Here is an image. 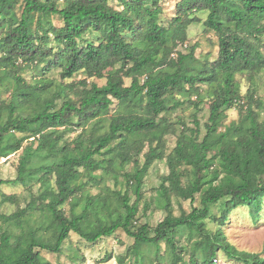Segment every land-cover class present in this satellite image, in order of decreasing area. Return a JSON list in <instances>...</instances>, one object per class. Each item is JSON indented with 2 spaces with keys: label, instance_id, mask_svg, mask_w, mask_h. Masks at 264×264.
<instances>
[{
  "label": "trees",
  "instance_id": "trees-1",
  "mask_svg": "<svg viewBox=\"0 0 264 264\" xmlns=\"http://www.w3.org/2000/svg\"><path fill=\"white\" fill-rule=\"evenodd\" d=\"M159 1L116 0L113 6L110 0H0V76L7 74L13 80L7 116L0 122V159L28 141L16 178L0 179V185L27 186L38 172L42 175L41 189L24 207L10 214L0 212V264H51L40 252L60 253L71 231L95 242L118 229L133 238L128 262L119 258L118 264H145L143 245L154 247L149 263L159 264L164 257L161 242L172 264H213L218 251L242 264H264L259 253L238 250L222 229L211 231L204 223L212 218L221 225L237 207H247L253 219L262 210L264 122L257 119L256 109L263 102L252 90L243 97L235 74H247L253 84L254 76L264 71V52L258 45L264 35V0H180L167 25L160 20ZM196 12L206 13L202 24L217 35L218 56L212 62L198 61L195 45L187 52L178 48L187 39L189 23L200 20ZM52 16L62 24L54 25ZM189 60L199 62V68L194 70ZM38 62L44 63L42 74L58 69L62 80L78 73L84 78L57 83L48 96L51 81L26 84L15 74ZM115 66L114 72L104 76V70ZM103 77L106 80L100 86L87 81ZM125 78H130L129 85ZM77 85L82 88L76 89ZM200 85L211 91L205 135L201 140L196 133L177 138L166 157L168 173L159 188L166 215L154 227L136 224L143 178L152 163L162 158L159 145L168 126L160 115L182 105L178 99L174 105L169 103L175 96L201 97ZM32 96L39 107L30 108ZM114 103L122 111L108 116ZM236 106L244 110L247 129L242 131L231 122L228 127L234 128L235 136L223 131L207 141L225 120L226 111ZM25 107L31 111L28 115L21 114ZM91 120H107L106 131L87 141L80 132L72 148L58 144L55 128L85 127ZM15 133L22 136L17 138ZM137 134L141 136L130 140ZM145 139L148 146L141 162ZM43 149L60 154V160L32 171L27 167L29 159ZM115 161L118 172L112 165ZM130 162L128 170L124 165ZM97 171L115 181L121 176L127 186L134 184V201L126 190H114L113 196L81 195L85 183L98 179ZM83 172L89 180L81 182ZM196 195L198 206H191L187 213H172V196L195 201ZM0 196L12 203L16 197ZM67 201L72 204L68 214L60 208ZM215 206L218 214L211 210ZM36 212L38 221L32 218ZM90 214L94 224L87 228ZM180 237L189 246L193 241L191 247L180 244Z\"/></svg>",
  "mask_w": 264,
  "mask_h": 264
},
{
  "label": "rangeland",
  "instance_id": "rangeland-1",
  "mask_svg": "<svg viewBox=\"0 0 264 264\" xmlns=\"http://www.w3.org/2000/svg\"><path fill=\"white\" fill-rule=\"evenodd\" d=\"M180 0H161L159 1V6L161 8L160 20L163 24L167 25L172 17L176 15L177 8L176 4ZM61 2V0H59ZM110 3L114 6L116 0H110ZM19 13V10H17ZM199 16V21H192L189 23L187 28V39L178 45V48L184 49L187 52L189 48L195 45V58L198 61L208 60L209 62L214 61L218 56V42L217 35L208 31L204 28L202 21L204 20L205 12H196ZM50 21L59 26L62 24L61 20L57 16L50 17ZM264 52V35L261 41L258 43ZM200 63L197 61L189 60V65L194 69V66L199 68ZM44 63H37L36 66L25 67L23 70H16V75L21 76L24 82L32 83L36 80L46 79L51 81V85L47 88L46 95L50 96L54 91L55 85L57 83H76L77 81L83 79L84 75L78 73L69 79H63L60 77L58 69H52L45 74H42L40 68H42ZM115 67L108 68L104 70V76L115 71ZM236 81L239 86L240 94L244 97L250 90L254 91L255 95L261 99L263 105L261 108L256 109L257 119L264 122V71L259 72L253 78V84H250L249 78L245 73H236ZM105 77L103 78H89L87 81H92L97 83V85H103L105 83ZM130 78H125V85L130 84ZM13 80L10 76L1 75L0 76V122H3L7 116L6 105L9 102L10 94L12 91ZM76 89H81L80 85H77ZM201 97L195 98L191 97L190 100L184 98L183 96H175V100H169L171 105H174L176 99L182 101V105H178L174 109H170L160 115L162 121L168 126L167 132L164 133L162 140L159 145L160 152L162 154L161 159H156L152 165L148 168L147 173L143 178V185L141 188L140 199L138 202V213L136 224H148L149 227H154L157 222L163 219L166 215V210L162 206V202L159 198V188L161 183L164 181L165 176L168 173V166L166 163L167 155L172 151L175 146L177 138L181 136H190L192 133L197 134L198 140H201L205 135V125L208 119V104L209 97L211 96V91L206 85H200ZM55 94V93H54ZM71 98L77 99L76 94L70 93ZM42 98V97H41ZM40 98V100H41ZM241 101H245L244 99ZM30 108L37 105L39 107L38 99L35 96L31 97L29 101ZM58 105L61 104L62 99L57 98ZM122 111V108L117 107L114 103L110 109L108 116L115 114L118 111ZM30 109L25 107L21 114L28 115ZM226 118L223 123L217 127L215 133H213L208 139L212 140L217 138L223 131H227V135L235 136L233 127H228L231 122L237 127H242V131L247 129L248 121L243 117L244 110L241 107L236 106L226 111ZM107 120L102 122L90 121L85 127L65 125L62 127H57L59 132L58 144L68 148H72L75 143V139L78 133H83V139L87 141L88 137H95L102 134L107 129ZM17 138L22 135L15 133ZM141 135L137 134L130 137V140L138 138ZM144 148L142 153L139 155V160L143 161V152L147 150L148 140H143ZM28 144V141L22 143V147L12 153L11 155L0 159V179L1 180H13L17 176L18 161L24 152V147ZM36 147V143L33 145ZM60 160V154L48 152L47 149L40 150L34 154L29 159L27 167L32 171H35L39 167H44L54 164ZM115 167L116 172H118V162L115 161L112 164ZM133 163L124 165L128 170L132 168ZM217 162H214L212 168H217ZM94 174H100L96 181L90 183H85L81 195H101V196H113L114 190L127 191L131 197V201L135 199L134 184L127 186L123 177L119 176L118 180L115 181L111 175H106L101 171H97ZM85 172L82 173L80 181L89 180L88 176H84ZM41 172L37 173V176L32 178L27 186L20 183H6L0 185V194L5 193L7 195H15V201L3 202L0 196V212L4 214H10L17 210L18 208L24 207L27 201L32 195H36L41 189L39 178H41ZM185 177H183V181ZM54 178L51 179L53 183ZM196 200H183L172 196L171 198V211L174 215H179L182 211L189 212L191 206L199 205L198 195L195 196ZM72 206L70 201L64 203L60 208L66 213H69V208ZM81 208V203L78 204L75 209L79 211ZM212 212L218 214V208L212 207ZM33 219L40 220L36 212ZM94 215L90 214L87 219V228H91L94 224ZM206 227L211 231L216 230L218 227L222 229L226 236L227 241L234 245L238 250H244L248 252L259 253L264 259V201L262 205L261 213L257 219L251 218L249 215V210L247 207H237L230 211L227 215V219L221 225L213 220L212 218H207L204 221ZM13 229V228H10ZM193 242V241H192ZM192 242L186 241L185 237H180L179 243L182 245L187 244V247H191ZM133 238L129 237L122 229H118L110 236H104L97 239L95 242L86 241L81 238L78 234L71 231L69 237L66 239L62 246V251L60 253H49L46 251H41V256L49 261L51 264H118L119 258H123L128 262L130 257V247L132 246ZM143 253L145 256V264H150L149 260L154 258L155 252L153 246L143 245ZM160 253L164 255L163 260L159 264H172L170 255L168 253V248L164 242L160 243ZM185 260L188 259L184 256ZM106 259V261H103ZM180 264V263H178ZM213 264H242L234 260L226 258L221 252H217L216 261Z\"/></svg>",
  "mask_w": 264,
  "mask_h": 264
},
{
  "label": "built area",
  "instance_id": "built-area-1",
  "mask_svg": "<svg viewBox=\"0 0 264 264\" xmlns=\"http://www.w3.org/2000/svg\"><path fill=\"white\" fill-rule=\"evenodd\" d=\"M173 55V54H172Z\"/></svg>",
  "mask_w": 264,
  "mask_h": 264
}]
</instances>
